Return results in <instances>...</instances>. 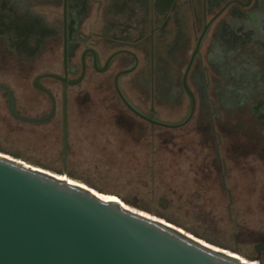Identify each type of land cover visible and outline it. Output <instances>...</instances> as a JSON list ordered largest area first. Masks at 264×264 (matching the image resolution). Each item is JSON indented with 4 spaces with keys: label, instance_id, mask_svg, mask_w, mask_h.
Instances as JSON below:
<instances>
[{
    "label": "flooded vegetation",
    "instance_id": "1",
    "mask_svg": "<svg viewBox=\"0 0 264 264\" xmlns=\"http://www.w3.org/2000/svg\"><path fill=\"white\" fill-rule=\"evenodd\" d=\"M2 73L9 117L61 145L106 90L126 130L189 128L225 190L228 160L264 174V0H0Z\"/></svg>",
    "mask_w": 264,
    "mask_h": 264
},
{
    "label": "rangeland",
    "instance_id": "2",
    "mask_svg": "<svg viewBox=\"0 0 264 264\" xmlns=\"http://www.w3.org/2000/svg\"><path fill=\"white\" fill-rule=\"evenodd\" d=\"M93 101L84 104L77 126L69 129L65 155L60 128L17 124L0 102V152L118 194L137 210L264 264V245L258 240L264 233V174L252 173L249 155L226 161L225 190L219 175L202 174L210 171L211 160L204 159L208 151L189 128L136 125L126 130L115 122V105L106 90Z\"/></svg>",
    "mask_w": 264,
    "mask_h": 264
},
{
    "label": "water",
    "instance_id": "3",
    "mask_svg": "<svg viewBox=\"0 0 264 264\" xmlns=\"http://www.w3.org/2000/svg\"><path fill=\"white\" fill-rule=\"evenodd\" d=\"M64 175L0 152V264H255Z\"/></svg>",
    "mask_w": 264,
    "mask_h": 264
},
{
    "label": "trees",
    "instance_id": "4",
    "mask_svg": "<svg viewBox=\"0 0 264 264\" xmlns=\"http://www.w3.org/2000/svg\"><path fill=\"white\" fill-rule=\"evenodd\" d=\"M102 193H107V194H112V192H106V191H101ZM258 240L263 241V245H264V236L260 237V239L258 238Z\"/></svg>",
    "mask_w": 264,
    "mask_h": 264
},
{
    "label": "bare ground",
    "instance_id": "5",
    "mask_svg": "<svg viewBox=\"0 0 264 264\" xmlns=\"http://www.w3.org/2000/svg\"><path fill=\"white\" fill-rule=\"evenodd\" d=\"M6 155H8V154H6ZM58 174V173H57ZM146 213V212H145ZM148 214V213H147ZM149 215V214H148ZM234 253V252H233ZM234 254H236V253H234ZM237 256H239V257H241L242 259H244L242 256H240L239 254H236ZM254 263L255 264H257V261H254Z\"/></svg>",
    "mask_w": 264,
    "mask_h": 264
}]
</instances>
